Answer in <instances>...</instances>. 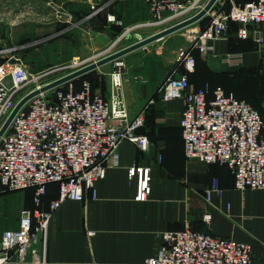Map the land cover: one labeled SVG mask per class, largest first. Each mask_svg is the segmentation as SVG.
I'll list each match as a JSON object with an SVG mask.
<instances>
[{"label": "built area", "instance_id": "2783aa9c", "mask_svg": "<svg viewBox=\"0 0 264 264\" xmlns=\"http://www.w3.org/2000/svg\"><path fill=\"white\" fill-rule=\"evenodd\" d=\"M145 1L152 18L126 27L122 36L141 27L175 24L193 16L206 4L205 0ZM209 14V25L199 31L203 50L210 48L209 41L225 37L230 23L236 22L240 24L238 36L254 39L264 61V0L234 2L229 11L217 10L214 5ZM112 47L103 52L108 51L104 56L115 52H109ZM14 49L1 50L4 61L0 63V128L24 95L23 90L29 87L28 93L53 81H43V78L58 69L32 73ZM12 59L19 61L11 62ZM219 60L227 69H239L244 63V53L229 51L219 55ZM195 64L191 53L184 54L179 65L186 73L179 72L181 78L171 75L162 85V101H183L180 125L186 156L207 164L226 165L238 190L263 189V115L248 101L227 94L221 86L213 91L208 85L194 86L188 73L194 72ZM79 65L80 60L74 61L72 66ZM124 70V61L115 60L111 73L115 90L121 86ZM144 121L143 111L131 117L122 99L116 94L107 99L93 91L88 80H84L79 89L69 81L34 96L17 113L0 139V184L4 190L35 189L34 207L21 210L18 228L3 233L0 264L13 260L47 264L48 229L54 212L67 199L96 198V182L106 176L109 166L119 164L121 142L130 141L141 152H148L149 137L138 131ZM127 172L129 179L136 183L135 200H148L152 167L136 163L129 166ZM53 182L59 185L58 196L44 208L43 196L48 184ZM221 191L215 178L205 190L207 201ZM203 219L209 223L211 213H205ZM94 234L93 230L89 231V235ZM252 252L250 242L199 231L186 223L180 230L163 232L161 245L146 264H253Z\"/></svg>", "mask_w": 264, "mask_h": 264}, {"label": "crops", "instance_id": "0c3cea01", "mask_svg": "<svg viewBox=\"0 0 264 264\" xmlns=\"http://www.w3.org/2000/svg\"><path fill=\"white\" fill-rule=\"evenodd\" d=\"M102 10L116 18L106 26L113 29L118 25L122 31L152 18L145 0H110ZM103 33L112 36L108 30ZM237 37L236 31H228L225 37L209 41L207 52L226 68L219 55L242 49L244 67L226 87L237 97H249L254 104L243 99L255 108V104L262 108L258 100L262 90L255 80L249 86L243 79L254 70L262 71V54L254 39L251 43L238 42ZM179 72L177 63L164 80ZM126 74L123 71L121 86L116 90L110 74L108 89L102 94L107 99L116 94L131 117L146 112L149 121L143 129L148 133L150 148L143 153L130 141L121 142L119 164L109 166L106 176L96 182V198L67 199L61 203L49 224L47 264H146L161 245L163 232L180 230L186 223L199 231L252 243L253 264H264V188L238 190L226 165L188 158L180 125L182 99L162 101L164 80L150 76L147 81L131 83ZM244 86L250 89L242 90ZM93 91L98 92L94 88ZM153 99L155 102L149 104ZM136 163L152 167L151 194L145 201L135 200L136 183L128 177V167ZM215 178L222 191L207 201L205 190ZM33 207L31 189L2 192L0 185V240L4 231L18 228L20 211ZM207 212L211 213L209 223L203 219ZM90 230L95 234L89 235ZM6 264L31 263L13 260Z\"/></svg>", "mask_w": 264, "mask_h": 264}, {"label": "rangeland", "instance_id": "374dc122", "mask_svg": "<svg viewBox=\"0 0 264 264\" xmlns=\"http://www.w3.org/2000/svg\"><path fill=\"white\" fill-rule=\"evenodd\" d=\"M109 1L0 0V63L4 61L1 50L15 48L13 52L23 58L32 73L58 68L43 78V81L55 80L103 57L108 51L103 52L111 45L113 47L109 52L117 51L174 24L133 29L123 36L121 34V39L117 42L118 37L114 38V36L119 33V28L115 26L112 29L106 26L107 22H113L116 18L102 10ZM221 1L215 4V9L227 11L229 8H224L225 3L229 2L232 5L235 2ZM210 21L211 14L146 47L138 48L118 58L124 61V71L131 83L147 81L150 76L154 77V80L163 81L167 71L179 64V60L188 52L197 58L196 70L205 71L206 68H210L211 72H217L221 77H226V73L240 72L241 69L222 67L218 59H212L209 53L200 47L199 31L206 29ZM106 30L111 32L112 36L103 33ZM257 49H259L258 45ZM79 60L81 65L73 67L74 61ZM113 70L114 61L97 67L73 81L80 85L86 78L90 80L96 91L104 93L108 89V77ZM161 70L164 72L160 74ZM243 79L249 86H253L255 80L258 88L262 90L260 78L250 77L249 80L244 76ZM249 89L244 86L242 90ZM29 90L28 87L22 93L25 94ZM243 98L249 99V97ZM258 100L262 102L260 105L262 108H258L259 105L256 104L255 106L262 112L264 110L262 92ZM250 101L254 104V101ZM154 102L155 100L149 101V104L152 105ZM147 105L143 109L144 112ZM144 114L146 121H149L146 112Z\"/></svg>", "mask_w": 264, "mask_h": 264}, {"label": "water", "instance_id": "95a60500", "mask_svg": "<svg viewBox=\"0 0 264 264\" xmlns=\"http://www.w3.org/2000/svg\"><path fill=\"white\" fill-rule=\"evenodd\" d=\"M219 0H208L206 2V4L204 5V7L198 11L196 14H194L193 16L182 20L180 22H177L171 26H168L154 34H151L143 39L138 40L137 42H134L133 44H130L120 50H117L113 53H110L90 64H87L83 67H80L72 72H69L51 82H48L47 84L43 85L41 88H37L35 90H32L26 94H24L16 103L14 109L12 110V112L10 113V115L6 118V120L4 121V123L2 124L1 128H0V139L1 137L5 134V132L9 129L13 119L15 118V116L17 115V113L36 95L42 93V92H47L49 90H52L60 85H63L69 81H73L75 78L97 68L100 67L104 64L110 63L112 61H115L116 59L122 57L123 55L136 50L138 48L141 47H146L148 44L159 40L171 33H174L178 30H181L193 23H196L197 21L201 20L202 18H204L208 12L214 7V5L218 2ZM15 61H19L16 59H12L11 62H15ZM176 78H181L182 74L181 73H177L175 75Z\"/></svg>", "mask_w": 264, "mask_h": 264}, {"label": "trees", "instance_id": "16d2710c", "mask_svg": "<svg viewBox=\"0 0 264 264\" xmlns=\"http://www.w3.org/2000/svg\"><path fill=\"white\" fill-rule=\"evenodd\" d=\"M234 1L238 4H244L245 2H247L249 0H234ZM231 6L232 5L229 2H227V3H225L224 8L225 9L229 8V10H230ZM229 10H227V11H229ZM116 27L119 28V33L117 35V36H119L123 32L122 31L123 27L118 26V25H116ZM239 27H240V24H238L236 22H231L230 27H229V33L231 31H236V33H238ZM117 36H116V38H117ZM237 41L238 42H250L251 43V42H253V39L252 38L243 39V38H240L238 36ZM230 52H243V51H242V49L235 48V49H231ZM195 59H196L195 70H194V72L188 73V77H189L190 82H194L196 84L197 88L204 87L205 85H208L210 87L211 91H213L216 87L221 86V87L225 88V91L227 94H233L235 97H237L235 92L230 91L229 88L226 87V84L230 83L232 78H236L237 75L240 74V72L242 71L244 66L239 68V69H241V71L240 72L238 71V73H226V75H227L226 77H221L219 73L213 72V71L211 72L210 68H206L205 71L202 69L196 70L197 58L195 57ZM178 67H179L181 73H186V70L184 69V67L182 65L178 64ZM260 68H262V71L260 70V72H259V70H256V71L254 70L253 72L250 73L249 77H247V76H245V77H247V78L251 77L252 79L260 78V80H262V95L264 96V72H263L264 71V61H263V59H262V64H261ZM84 80H88V79L84 78L82 80V82ZM88 81H90V80H88ZM82 82L80 83V85H77L73 81V83L75 84L77 89L80 88ZM214 82H216L217 84H215ZM211 96L212 95L210 94L208 98H210ZM237 98H240V97H237ZM240 99H243V98H240ZM260 113L264 117V113L261 111H260ZM145 126H146V119L144 121L143 126L141 128H139L138 131L141 133L148 134V133H146L147 131L143 129ZM58 187H59V185L55 182L48 184L47 193L43 196V203H44L43 207L44 208H48L50 201L58 196ZM29 189L32 190V195L34 196V190L35 189L34 188H29ZM1 190H2V192H9V190H4L2 185H1ZM49 196H51V197H49Z\"/></svg>", "mask_w": 264, "mask_h": 264}]
</instances>
